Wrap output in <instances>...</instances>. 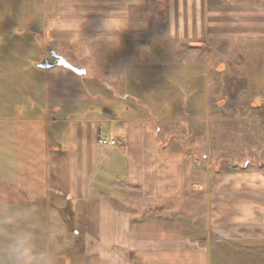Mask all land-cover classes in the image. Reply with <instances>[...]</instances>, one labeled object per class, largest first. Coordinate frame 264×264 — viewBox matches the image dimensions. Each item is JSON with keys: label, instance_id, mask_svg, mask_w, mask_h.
<instances>
[{"label": "crops", "instance_id": "obj_1", "mask_svg": "<svg viewBox=\"0 0 264 264\" xmlns=\"http://www.w3.org/2000/svg\"><path fill=\"white\" fill-rule=\"evenodd\" d=\"M115 6L114 0H57V24L47 33L57 43L80 35L101 54L116 47L119 64L101 57L103 81L116 79L107 88L115 98L103 101L106 112L61 113L32 88L45 74L38 63L31 69L11 64L12 73L0 69V264H10L6 250L21 235L48 264H264V172L248 159L218 169L220 156L245 155L231 135L234 152L221 153L218 127L239 121L209 117L213 65L201 54L209 38L241 41L248 108H264V8L227 0H130L129 13L113 21L116 28L129 25L117 33L119 42L114 35L94 39L103 13ZM18 81L20 101L12 105ZM99 137L117 144L100 146ZM188 150L198 151L200 161ZM129 190L144 203L184 208L200 198L204 222L182 228L188 233L180 225L152 224L156 216L148 209L122 208Z\"/></svg>", "mask_w": 264, "mask_h": 264}, {"label": "rangeland", "instance_id": "obj_2", "mask_svg": "<svg viewBox=\"0 0 264 264\" xmlns=\"http://www.w3.org/2000/svg\"><path fill=\"white\" fill-rule=\"evenodd\" d=\"M228 2L247 3L257 11H261L264 8V0H227ZM56 6L57 0H0V69L9 70L12 73L14 68L11 64L24 65V68L28 66L25 69H31L33 67L32 62L50 61L52 60L51 52H58L70 64L84 68L86 75L78 76L60 66H54L48 70L43 69L40 70L45 73L44 75L42 74V82L40 83L39 79L34 80L32 83L33 90L41 92L43 96H47L50 105L59 104L63 109L61 112L63 114H71L74 117H82L83 114L98 116L99 112L104 109L103 101L115 98L112 91L107 88L110 85L115 87L116 79L106 78L103 81L101 78V64H103L102 58H107L109 63L114 66L119 64L115 61L116 47L114 46L110 51H107L110 53L101 54L98 44H91V41L78 39L83 38L80 35L74 36V41L70 43L55 42L47 33L48 29L57 24ZM7 33L12 34L7 36ZM187 42H190V39H187ZM203 43L201 54L207 59L209 65H213V71L210 72L207 83L209 102L211 103L209 117L226 119L224 121H229L228 119H237L239 121L237 125H230V122H226V124L218 127L216 133L219 132L221 153L227 155L234 152L229 151L227 144L228 135H231V140L237 137L235 149L241 155H245L244 157L230 155L227 159H223V156H220V160L217 163L219 165L218 169L232 170L236 166H243L245 160L248 159L253 166L258 167L260 165L259 167L264 172V122L261 121L264 120V108H259L256 112L248 108L249 103L245 94L243 44L239 40L224 38H209ZM189 52L193 53L192 50H189ZM122 63L126 64L125 61ZM144 63L146 62L141 61V69H146L143 68ZM105 83H107L108 87L105 86ZM20 84L18 81L15 86L13 84L14 89H10L14 93L11 96L12 105H17L18 101H20ZM102 94H108V96L102 100ZM13 96L16 98H13ZM2 98H4V95ZM214 102H217L219 106L212 105ZM105 105L110 106L111 103L107 102ZM151 111L154 112L153 109ZM34 112L39 113L38 109ZM44 112L47 113L49 111L44 110ZM103 112L106 111L104 110ZM2 113L12 114L13 111L10 109L2 111ZM246 121L247 124H245ZM188 125L194 126L190 122H188ZM161 127L163 126L161 125ZM167 128H171L174 131L172 122L167 125ZM209 129H212V125L209 126ZM199 130L203 133L205 126L199 125ZM238 141L239 144H237ZM251 146H257V148H261V151L251 155L249 152ZM233 149L234 146H232ZM188 151L193 156L195 155L196 161H200L201 157L195 154L198 151L195 153L191 150ZM124 192L126 197L123 202H126V204L122 208L134 210L133 212L138 210L145 212L148 209L151 215L156 216L152 224L157 226L180 225L182 230V228L190 227L193 223L201 226L204 222L200 198L192 199V203L198 206L184 208L180 203H144L137 197L134 190ZM192 208L201 210L198 213ZM193 213L195 214V220L191 216ZM163 215H165V220ZM189 216L191 219H189ZM142 223L146 224L145 222ZM183 231L188 233V230L183 229ZM3 259L4 255L0 253L1 263Z\"/></svg>", "mask_w": 264, "mask_h": 264}, {"label": "clouds", "instance_id": "obj_3", "mask_svg": "<svg viewBox=\"0 0 264 264\" xmlns=\"http://www.w3.org/2000/svg\"><path fill=\"white\" fill-rule=\"evenodd\" d=\"M114 3L116 6L104 12L98 21L96 27L97 35L94 39L101 38L107 40L111 39L114 35V38L119 42L117 33L129 27V25H125L124 27L116 28L113 21L117 17H122L129 13L130 0H114ZM133 26L140 25L134 24ZM6 254L10 258V264H48L44 253L37 252L26 235L19 236L15 244L6 250Z\"/></svg>", "mask_w": 264, "mask_h": 264}, {"label": "water", "instance_id": "obj_4", "mask_svg": "<svg viewBox=\"0 0 264 264\" xmlns=\"http://www.w3.org/2000/svg\"><path fill=\"white\" fill-rule=\"evenodd\" d=\"M51 57H52L51 62H46L47 60H43L40 63L36 64V67L41 70L43 69L45 70V69H51L54 66H60L73 72L78 76L86 75V70L84 68H80L70 64L68 61H66L64 58L59 56L57 53L51 52Z\"/></svg>", "mask_w": 264, "mask_h": 264}, {"label": "built area", "instance_id": "obj_5", "mask_svg": "<svg viewBox=\"0 0 264 264\" xmlns=\"http://www.w3.org/2000/svg\"><path fill=\"white\" fill-rule=\"evenodd\" d=\"M98 144L100 146H108V145L114 146L116 145V142L113 140H109L106 137H99Z\"/></svg>", "mask_w": 264, "mask_h": 264}, {"label": "trees", "instance_id": "obj_6", "mask_svg": "<svg viewBox=\"0 0 264 264\" xmlns=\"http://www.w3.org/2000/svg\"><path fill=\"white\" fill-rule=\"evenodd\" d=\"M12 33H7V36H10Z\"/></svg>", "mask_w": 264, "mask_h": 264}, {"label": "flooded vegetation", "instance_id": "obj_7", "mask_svg": "<svg viewBox=\"0 0 264 264\" xmlns=\"http://www.w3.org/2000/svg\"><path fill=\"white\" fill-rule=\"evenodd\" d=\"M46 62H51V60L49 61V60H47Z\"/></svg>", "mask_w": 264, "mask_h": 264}]
</instances>
